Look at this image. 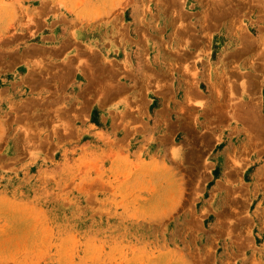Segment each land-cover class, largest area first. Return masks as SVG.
Listing matches in <instances>:
<instances>
[{
	"label": "rangeland",
	"instance_id": "374dc122",
	"mask_svg": "<svg viewBox=\"0 0 264 264\" xmlns=\"http://www.w3.org/2000/svg\"><path fill=\"white\" fill-rule=\"evenodd\" d=\"M0 264H264V0H0Z\"/></svg>",
	"mask_w": 264,
	"mask_h": 264
},
{
	"label": "bare ground",
	"instance_id": "6f19581e",
	"mask_svg": "<svg viewBox=\"0 0 264 264\" xmlns=\"http://www.w3.org/2000/svg\"><path fill=\"white\" fill-rule=\"evenodd\" d=\"M255 110V109H254Z\"/></svg>",
	"mask_w": 264,
	"mask_h": 264
}]
</instances>
